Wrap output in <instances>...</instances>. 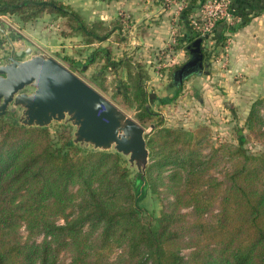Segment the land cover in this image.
I'll use <instances>...</instances> for the list:
<instances>
[{"label":"trees","instance_id":"16d2710c","mask_svg":"<svg viewBox=\"0 0 264 264\" xmlns=\"http://www.w3.org/2000/svg\"><path fill=\"white\" fill-rule=\"evenodd\" d=\"M200 1L189 0L182 11L185 42L199 38L189 15ZM7 14L22 22L41 14L61 18L60 36L79 35L85 45L101 43L117 30L102 20L88 23L60 0H0V15ZM226 27L225 21L216 23V42L225 38ZM101 52L110 66V49L97 47L84 63L67 57L69 68L82 71ZM120 64L132 82L122 93L124 100L138 111L141 126L153 125L147 140L152 161L145 176L131 177L117 152L73 144L69 125H57L53 135L50 127H27L1 117L0 264H61L67 251L66 264H264V153H247L239 134V145L228 153L236 161L217 175L212 171L216 150L202 153L210 144L205 129L162 126V116L149 104L145 71L130 57ZM181 87L174 86L175 95ZM262 108L264 98L257 99L246 120L257 136L264 135ZM166 166L185 171L183 189L158 217L145 221L140 202L154 170ZM23 227L30 235L43 234V240H23Z\"/></svg>","mask_w":264,"mask_h":264},{"label":"rangeland","instance_id":"374dc122","mask_svg":"<svg viewBox=\"0 0 264 264\" xmlns=\"http://www.w3.org/2000/svg\"><path fill=\"white\" fill-rule=\"evenodd\" d=\"M102 1L104 3L102 2L101 4V10L105 11L109 7L110 0ZM153 1L155 0H150V2ZM159 1L163 4H173L179 0ZM204 1H200L199 8L195 11L192 18V21L198 23L201 28L204 27L207 21L205 14L201 10V5ZM62 2L64 3V1ZM71 2L77 8L87 6L86 10L92 9L88 12V17H82L85 21L92 23L98 20L95 18L98 13L95 11L96 0H71ZM77 12L80 13V11ZM42 15L38 16L40 17L38 20L36 19L37 17L32 19H36V26L34 28L30 27L29 31L23 30L25 22H22L17 15H0V27L5 30V34L0 31V63L5 62L9 55L10 46L6 37H10L12 40L25 39L35 44L28 39V35L31 33L34 35L39 33L42 41L48 38L45 43L48 46L55 45L60 50V45H64V49L72 57L71 59L80 63H84L89 57H92L97 47H108L110 49L109 61L111 64L115 63L116 65L111 67L110 64L109 66L105 61L104 52H101L95 58L94 63L82 71L77 68L74 70L69 68L70 62L66 58L70 57L66 53L61 54V52H58L59 50H56L51 55L45 52L73 71L124 113L137 121L138 111L136 108L128 106L127 101L124 100V96L122 95V93L126 94V85H132V82L127 75L126 69L120 63L124 57L132 58L145 71L146 78L144 83L150 96L149 104L154 111L160 113L162 116V126L179 128L189 132H194L199 128L205 129V133L208 135L207 140H209L210 144L202 150V153L210 154L212 149L216 150V156L213 161L217 160V162L212 171L217 175H222V173L228 171L232 163L236 161V158H230L228 153L231 146L239 145L237 138L239 134L244 137L243 147L247 153L252 155L264 153V135L257 136V129L254 128L251 131L246 125L251 105L257 99L264 98V38L257 39L255 44L257 49L250 50V52L257 53L250 60L257 64L256 72L251 73L247 72V69L244 67L237 70L234 64L239 65L240 61L233 64L230 58L231 50L234 54H240L243 50L241 46L242 42L235 40V36L232 34H226L222 41L216 42L213 39L214 31L207 32L208 34H205L201 43L202 48L206 52L204 59L206 67L185 78L179 94L175 95L173 85L174 73L190 56L187 51L189 42L179 40V34L183 31L182 27H176L173 36L169 37V40L166 41L151 43L137 40L135 34L139 33L143 36L147 30L146 24L138 22V26L135 28L133 27L134 22H131L126 10L119 11V14H116L114 19V16H110V20L103 21L105 25L109 26L113 23L111 25L117 28L113 35L101 43L85 45L79 35L72 37L59 36L57 38V35H60L59 25L62 19L55 16H47L42 19ZM225 22L234 25L237 21L231 16ZM195 31L198 33V29ZM55 37L59 39L57 42L55 41ZM239 54L238 56L240 57ZM165 98L171 99L170 102L161 104L159 99ZM261 114L264 115V108L261 109ZM19 115L20 112L17 111L5 117L17 121ZM57 125L59 124L52 123L50 126V131L53 135L55 134ZM143 127L147 143L152 128L148 124ZM71 129L73 131V127ZM154 140L157 147V139L155 138ZM122 157L127 162V157L123 155ZM151 161L149 149L147 166ZM129 170L131 171V177L134 178L137 173L136 168H129ZM184 173L183 169L172 168L171 166L154 170L152 179L148 187H146V195L140 202L145 221H148L150 217H158L164 206L173 202L175 192L183 189ZM75 187L73 186L70 190L74 194L73 199L77 198ZM58 222L62 223L63 219H58ZM21 236L23 240L28 239L36 242H41L44 238L43 234L30 235L24 227L21 228ZM189 250L188 246L183 248L182 254L187 257ZM117 252H115V255ZM69 259L70 252H63L60 256V263L66 264Z\"/></svg>","mask_w":264,"mask_h":264},{"label":"water","instance_id":"95a60500","mask_svg":"<svg viewBox=\"0 0 264 264\" xmlns=\"http://www.w3.org/2000/svg\"><path fill=\"white\" fill-rule=\"evenodd\" d=\"M6 39L10 48L0 63V118L19 111L17 122L23 126L69 125L73 144L126 156L128 167L144 177L149 158L144 127L37 45ZM201 41L187 45L190 56L175 71V86L205 67Z\"/></svg>","mask_w":264,"mask_h":264},{"label":"crops","instance_id":"0c3cea01","mask_svg":"<svg viewBox=\"0 0 264 264\" xmlns=\"http://www.w3.org/2000/svg\"><path fill=\"white\" fill-rule=\"evenodd\" d=\"M62 1H64V3L66 4L71 5L76 11H80L79 14L82 17H88V12L92 10H86L85 8L87 6L77 8L76 5L71 2V0ZM188 1L189 0H179L175 1L173 4H163L159 0H155L153 2H150V0H110L109 7H107L108 9L103 11L101 10V4L102 2L104 3V1L96 0L95 11H97L98 13L96 14L95 18H97L98 20L106 21L110 20V18L114 16V19L116 17V14H119V11L126 10L128 17L131 19V22H134L133 27L136 28L138 26V22H144L146 24L145 27H147V30L146 33L143 34V36L139 33L135 34V38L137 40H144L151 43L166 41L169 40V37L173 36L176 27H182L183 31L181 34H179V40L185 42V29L183 27V22H185L186 20L184 19L182 11L187 7ZM230 7L232 9V18H234L237 22L234 23V25H230L227 22V27L224 30L223 35H234V39L242 42L241 46L243 47V50L240 52V54H234L231 50V61L233 64L234 62L237 63L238 61H240L239 65L234 64L237 70H240L241 67H244L245 69H247V72L255 73L257 64L254 61L250 60L253 59L257 53L250 52V50L257 49L255 45L257 39L264 38V0H231ZM197 9H195V11ZM195 11L189 15L190 20H192ZM99 13L101 14L99 15ZM47 16L51 15L43 14L42 19ZM39 18L40 17H37L36 19L38 20ZM36 19L30 21L29 23L25 22L23 30L29 31L30 27L34 28L36 26ZM237 23H239V25L236 26ZM214 33V37L216 36L218 39V33L216 32V30ZM31 34L28 35V39H30V41L34 42L44 51L51 54L56 50H59V47L55 45L48 46L47 44H45L48 38L42 41L41 35L39 33H36L35 35ZM59 36L60 35H57V38H59ZM57 38L55 37L56 42L59 40ZM49 42H51V40H49ZM60 47L61 51L59 50L58 52H61V54L66 53L70 58H72L69 53L65 51L64 45H60ZM238 54L241 57L240 60ZM177 94H179V91Z\"/></svg>","mask_w":264,"mask_h":264},{"label":"built area","instance_id":"2783aa9c","mask_svg":"<svg viewBox=\"0 0 264 264\" xmlns=\"http://www.w3.org/2000/svg\"><path fill=\"white\" fill-rule=\"evenodd\" d=\"M231 0H205L201 5V10L207 19L203 28L198 23L191 20L193 28L198 29L199 38L203 40L205 34L211 30L214 31L215 25L219 21H226L232 16L230 8ZM208 34V33H207Z\"/></svg>","mask_w":264,"mask_h":264}]
</instances>
